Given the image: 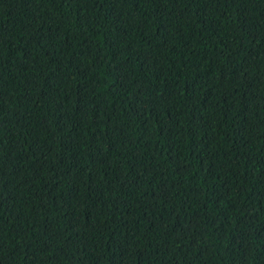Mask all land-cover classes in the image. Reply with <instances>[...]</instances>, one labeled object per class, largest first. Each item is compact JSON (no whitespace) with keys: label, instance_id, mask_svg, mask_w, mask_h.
Listing matches in <instances>:
<instances>
[{"label":"trees","instance_id":"1","mask_svg":"<svg viewBox=\"0 0 264 264\" xmlns=\"http://www.w3.org/2000/svg\"><path fill=\"white\" fill-rule=\"evenodd\" d=\"M0 264H264V0H0Z\"/></svg>","mask_w":264,"mask_h":264}]
</instances>
